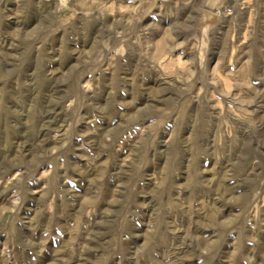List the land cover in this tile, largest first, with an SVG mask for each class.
<instances>
[{
	"label": "rangeland",
	"instance_id": "374dc122",
	"mask_svg": "<svg viewBox=\"0 0 264 264\" xmlns=\"http://www.w3.org/2000/svg\"><path fill=\"white\" fill-rule=\"evenodd\" d=\"M263 194L264 0H0V264H264Z\"/></svg>",
	"mask_w": 264,
	"mask_h": 264
},
{
	"label": "bare ground",
	"instance_id": "6f19581e",
	"mask_svg": "<svg viewBox=\"0 0 264 264\" xmlns=\"http://www.w3.org/2000/svg\"><path fill=\"white\" fill-rule=\"evenodd\" d=\"M259 123H262V122H259ZM258 125V124H257ZM261 125V124H260ZM260 128V127H259ZM263 128V127H262ZM258 163H260V162H258ZM261 172V171H260ZM256 192V191H255ZM258 192H259V190H258ZM257 194V193H256ZM262 201H264V194L262 195ZM257 203V202H256ZM264 205V204H263ZM256 207H257V205H256ZM241 229V228H240Z\"/></svg>",
	"mask_w": 264,
	"mask_h": 264
}]
</instances>
